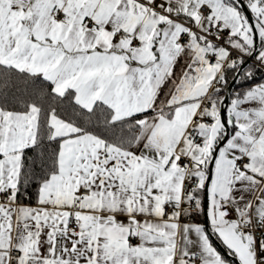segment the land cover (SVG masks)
<instances>
[{
	"label": "snow or ice",
	"instance_id": "obj_1",
	"mask_svg": "<svg viewBox=\"0 0 264 264\" xmlns=\"http://www.w3.org/2000/svg\"><path fill=\"white\" fill-rule=\"evenodd\" d=\"M0 264H264V0H0Z\"/></svg>",
	"mask_w": 264,
	"mask_h": 264
}]
</instances>
